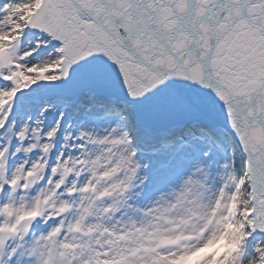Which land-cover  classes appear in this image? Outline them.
Returning <instances> with one entry per match:
<instances>
[{"label": "snow or ice", "instance_id": "1", "mask_svg": "<svg viewBox=\"0 0 264 264\" xmlns=\"http://www.w3.org/2000/svg\"><path fill=\"white\" fill-rule=\"evenodd\" d=\"M0 264H264V0H0Z\"/></svg>", "mask_w": 264, "mask_h": 264}]
</instances>
